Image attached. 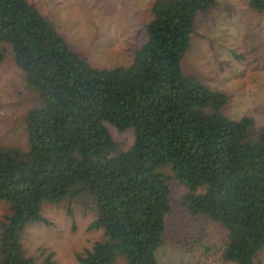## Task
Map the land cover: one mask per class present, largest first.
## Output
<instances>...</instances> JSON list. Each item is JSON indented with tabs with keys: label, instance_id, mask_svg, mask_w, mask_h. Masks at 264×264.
Returning <instances> with one entry per match:
<instances>
[{
	"label": "trees",
	"instance_id": "1",
	"mask_svg": "<svg viewBox=\"0 0 264 264\" xmlns=\"http://www.w3.org/2000/svg\"><path fill=\"white\" fill-rule=\"evenodd\" d=\"M217 0H156L148 39L129 66L98 69L27 0H0V65L11 54L38 99L25 119L28 150L0 143V264H55L27 256L45 203L90 200L103 239L77 264H159L170 166L183 205L226 231L222 260L256 264L264 250V126L228 116L229 96L182 71L196 18ZM264 14V0H250ZM133 130L121 150L108 126Z\"/></svg>",
	"mask_w": 264,
	"mask_h": 264
},
{
	"label": "rangeland",
	"instance_id": "2",
	"mask_svg": "<svg viewBox=\"0 0 264 264\" xmlns=\"http://www.w3.org/2000/svg\"><path fill=\"white\" fill-rule=\"evenodd\" d=\"M27 1L92 66L110 69L129 66L147 41L146 26L153 19L156 0ZM249 2L217 0L211 11L200 13L181 66L186 76L229 96V117H250L260 129L264 126V14L251 10ZM38 104L37 95L9 54L0 65V143L4 147L28 150L25 119ZM107 126L121 150L133 145V130L119 132ZM160 171L171 189L172 212L164 243L157 251L159 264H233L221 257L224 228L207 218L191 216L183 205L187 189L176 181L170 166ZM9 212L8 203L0 201V224ZM42 215L47 224L34 222L26 227L23 246L27 256L53 253L55 264H77L78 256L104 237L103 231L90 229L97 214L88 199L45 203ZM256 264H264V250Z\"/></svg>",
	"mask_w": 264,
	"mask_h": 264
}]
</instances>
